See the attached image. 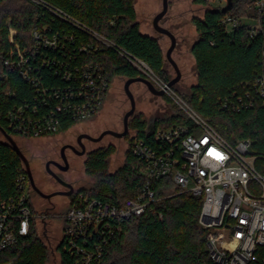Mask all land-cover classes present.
Here are the masks:
<instances>
[{"label":"built area","instance_id":"built-area-1","mask_svg":"<svg viewBox=\"0 0 264 264\" xmlns=\"http://www.w3.org/2000/svg\"><path fill=\"white\" fill-rule=\"evenodd\" d=\"M28 1L69 20L97 40L96 44L77 42L73 32L53 31L49 24H43L32 30L30 47L0 51L1 75H8V70L17 71L36 93L33 103L25 98L7 109L9 128L12 135L37 138L62 132V115L80 122L101 110L112 82L86 56L101 44L112 42L48 0ZM251 1L249 10L264 13V0ZM241 19L251 24L253 33L264 30L261 16L228 13L222 22L231 33ZM118 51L157 88L164 89L192 124L158 128L149 140L133 135L130 149L143 162L140 191L116 200L77 191L62 215L57 214L63 220V250L73 257L74 264H97L121 225L143 214L157 200L155 181L169 178L180 192L203 196L200 222L207 229L206 249L213 264H264V154L253 151L250 138L235 142L226 139L148 63L122 49ZM48 68L54 82H45ZM240 86L244 87L242 91L234 87L223 99V108L237 112L252 107L257 100L264 104L262 72ZM31 192L27 173L21 174L15 192L0 199V250L16 244L30 233L34 222L37 225L44 219L32 202ZM57 259L60 263V252Z\"/></svg>","mask_w":264,"mask_h":264},{"label":"trees","instance_id":"trees-1","mask_svg":"<svg viewBox=\"0 0 264 264\" xmlns=\"http://www.w3.org/2000/svg\"><path fill=\"white\" fill-rule=\"evenodd\" d=\"M229 1L231 6L223 11ZM48 2L112 42V45L101 44L97 51L86 56L103 69L111 82L115 76L129 78L142 75L118 49L144 60L161 78L167 82L170 80L165 75L166 61L161 44L157 37L141 31L134 0ZM228 2L224 6L209 8L202 17L194 18L198 37L191 46V53L195 58L197 82L188 93L181 95L226 139L235 142L238 138H250L253 151L264 154L263 102L257 100L252 107L237 112L222 107L223 99L234 91V87L242 91L241 82L252 81L259 72L264 74V30L253 33L251 24L241 19L229 33L222 18L231 13L238 17L261 16L264 20V13L249 10L251 0ZM43 24H49L53 31L73 32L77 42L97 43L87 31L44 7L28 0H0V51L30 47L32 30ZM1 70L0 67V126L12 134L7 109L25 98L33 103L36 93L17 71L7 69L8 75L2 76ZM49 70L44 72L46 83L55 80ZM165 97L171 101L169 96ZM50 103L53 105L52 101ZM171 104L174 111L156 118L151 124L139 115L134 116L129 122L134 136L149 140L158 128L179 123L191 125L188 115L173 101ZM76 123L78 121L71 117L61 116L62 131ZM134 136L126 135L128 148L124 163L113 172L108 171V157L114 147L93 150L85 167L97 179L93 186L81 187L78 191L115 200L137 194L143 183L140 172L143 162L130 149ZM21 174H26L22 159L5 138L0 139V199L15 192L17 178ZM154 185L157 200L143 214L121 225L106 244L103 258L97 264H213L206 249L207 229L200 222L203 196L180 192L169 178L159 179ZM57 249L61 254V262L57 264H74L73 257L63 250L61 241ZM48 256V248L34 222L28 235L0 250V264H48Z\"/></svg>","mask_w":264,"mask_h":264},{"label":"rangeland","instance_id":"rangeland-1","mask_svg":"<svg viewBox=\"0 0 264 264\" xmlns=\"http://www.w3.org/2000/svg\"><path fill=\"white\" fill-rule=\"evenodd\" d=\"M137 12V19L140 29L143 33L157 37L159 40L166 65V76L170 79L176 76V71L172 63L167 59L166 53L171 45V38L167 34L159 33L153 26L154 16L162 10L163 0H134ZM228 0H169L168 11L160 23L169 28L177 37V44L172 52V57L178 63L181 70V78L173 85V88L180 94L188 93L191 86L197 82V73L195 67V58L191 53V46L198 37L196 26L194 25L195 17H202L205 11L212 7L226 5ZM162 77H164L162 75ZM127 77L115 76L113 78L110 90L105 98L101 110L93 117L80 121L71 129H68L69 137H74L80 131H92L94 136H98L105 129L117 131L123 130V117L127 110L130 109L131 103L125 92L124 84ZM136 98V110L130 117V123L134 116H141L151 124L156 118L167 116L174 111L171 101L163 96L153 94L143 82H133L130 85ZM171 99V98H170ZM128 134L134 135L135 132L129 129ZM62 132L54 135V138L62 137ZM4 136L0 133V139ZM52 137L26 138L18 136L16 138L23 151L27 149L38 148L49 141ZM128 138L116 137L112 134H106L101 141L89 142L88 146L92 150L101 147L113 146L114 149L108 157V171L113 172L124 163L125 154L128 148ZM28 151V150H27ZM85 157L79 158L78 166L83 173L82 163ZM81 173V174H82ZM84 176L82 187H91L94 185L97 177L90 172ZM68 205L62 206L60 214L67 209ZM56 215L51 219L47 226V234L42 226L41 220L37 224L39 235L48 248V264H57L58 245L63 235V220L61 215Z\"/></svg>","mask_w":264,"mask_h":264},{"label":"flooded vegetation","instance_id":"flooded-vegetation-1","mask_svg":"<svg viewBox=\"0 0 264 264\" xmlns=\"http://www.w3.org/2000/svg\"><path fill=\"white\" fill-rule=\"evenodd\" d=\"M67 133V130L62 131L60 138L46 136L53 139L38 148L24 150L33 179L31 199L37 210L44 215L41 222L45 234L50 220L55 218L63 205H68L69 200L83 186V174L87 173L85 164L93 151L88 146L89 142H98L104 138L93 140L89 135L97 136L92 131H80L73 138ZM81 157H85L81 164L83 173L78 166Z\"/></svg>","mask_w":264,"mask_h":264},{"label":"water","instance_id":"water-1","mask_svg":"<svg viewBox=\"0 0 264 264\" xmlns=\"http://www.w3.org/2000/svg\"><path fill=\"white\" fill-rule=\"evenodd\" d=\"M231 6V1L228 2V4L226 6L223 7V11H226L227 9H229V7ZM168 7H169V0H163V8L161 11H159L153 18V26L154 28L159 32V33H163V34H167L170 38H171V45L167 50L166 53V57L167 59L172 63V65L175 68L176 71V76L171 78L168 81V86H173L176 82L179 81V79L181 78V70L180 67L178 65V63L176 62V60L172 57V52L174 50V48L176 47L177 44V37L176 35L167 27L163 26L160 21L162 20V18L165 16L166 12L168 11ZM143 82L148 89L155 95H159V96H163L165 94L164 89H160L157 88L155 86V84L146 76L144 75H139L136 77H129L126 78L125 80V84H124V89L125 92L130 100L131 103V107L129 110H127L124 114L123 117V130L122 131H117V130H113V129H107L104 130L99 136L97 137H92L89 135V137H91L93 140H100L104 137V135L110 133L116 137H125L128 132H129V121H130V117L131 115L135 112L136 110V98L134 96V93L132 92L130 85L133 82ZM0 131L2 133V135L4 136V138L6 139V141L12 146V148L18 153V155L20 156V158L22 159L25 168H26V173L28 175V178L30 180V184L31 187H33V179L29 170V160L28 157L26 156V154L24 153V151L22 150V148L20 147V145L18 144L16 138L10 134L5 128L0 126Z\"/></svg>","mask_w":264,"mask_h":264}]
</instances>
